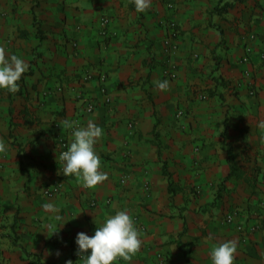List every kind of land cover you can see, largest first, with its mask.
<instances>
[{
	"label": "crops",
	"instance_id": "obj_1",
	"mask_svg": "<svg viewBox=\"0 0 264 264\" xmlns=\"http://www.w3.org/2000/svg\"><path fill=\"white\" fill-rule=\"evenodd\" d=\"M0 47L29 65L16 93L0 90L2 264H77V233L121 209L143 243L112 264H212L226 239L234 264H264V0H152L144 13L134 0H0ZM90 119L108 174L95 188L58 158L64 121ZM228 149L249 179L259 168L254 185L224 181ZM48 202L69 219L59 229Z\"/></svg>",
	"mask_w": 264,
	"mask_h": 264
},
{
	"label": "clouds",
	"instance_id": "obj_2",
	"mask_svg": "<svg viewBox=\"0 0 264 264\" xmlns=\"http://www.w3.org/2000/svg\"><path fill=\"white\" fill-rule=\"evenodd\" d=\"M151 4L152 0H134L135 10L139 13H144ZM28 69V63L21 56L8 54L3 47H0V90L16 93L20 87L18 82ZM156 87L160 91H167L170 85L167 80H162L157 81ZM64 125L72 129V140L67 150L59 153L58 158L63 162L62 173L65 176L74 175L80 178L86 187H97L108 178L95 150V146L104 136L103 129L91 119L84 126L73 127V122L70 120H65ZM7 150L5 141L0 139V153ZM43 207L60 222L58 229L69 220L58 214L59 210L52 202L45 203ZM56 232L58 231L53 233ZM75 243L77 254L83 264H112L118 258L131 260L132 256L141 249L143 241L131 214L126 209H121L104 219L91 236L78 232ZM236 251V241L226 239L213 247L210 253L211 262L234 264Z\"/></svg>",
	"mask_w": 264,
	"mask_h": 264
},
{
	"label": "built area",
	"instance_id": "obj_3",
	"mask_svg": "<svg viewBox=\"0 0 264 264\" xmlns=\"http://www.w3.org/2000/svg\"><path fill=\"white\" fill-rule=\"evenodd\" d=\"M106 21L104 20L103 21V25H105ZM168 44V42L166 41V45ZM260 58L261 60L264 61V51H261L260 53ZM243 61H247V58L245 57L243 59ZM100 82H104L105 81V78L104 76H101L99 78ZM205 98V97H203ZM92 111V106L89 105L88 108H87V112H91ZM177 116H181V113L179 112L177 114ZM58 143H59V153L62 152V151H65L67 150V146L71 143L69 142L67 139L63 138V139H59L58 140ZM62 162V161H61ZM261 174L264 175V172H261ZM60 192V187L58 185V182H49L46 186L42 187V193L43 195L47 196V197H52L54 195H57L58 193ZM237 213H238V210L232 212V213H229V214H226L223 218V221L226 222V223H232L236 216H237ZM238 231H242V227L241 226H238ZM74 261L77 263V264H83L82 262V259L79 257V255L77 254V245L74 241ZM0 264H2V261H1V257H0Z\"/></svg>",
	"mask_w": 264,
	"mask_h": 264
},
{
	"label": "trees",
	"instance_id": "obj_4",
	"mask_svg": "<svg viewBox=\"0 0 264 264\" xmlns=\"http://www.w3.org/2000/svg\"><path fill=\"white\" fill-rule=\"evenodd\" d=\"M239 1H243V0H239ZM231 7V5H226V8H229ZM218 12H221V9H217ZM226 11V10H224ZM208 96H213L214 95V92L213 91H210L207 93ZM228 153H229V156H228V164H229V167H230V171L227 175V177L224 179V181H227L228 179L230 178H235V179H244L245 181H247L248 183L254 185L255 183V180H256V175L258 174L259 172V168H254L253 169V178L252 179H249L248 176H246V173L244 171H242L239 166L236 164L235 162V156L231 153V150L228 149ZM27 255H30V254H27ZM28 264H42L39 260V257L36 256V255H33L32 257V260L28 262Z\"/></svg>",
	"mask_w": 264,
	"mask_h": 264
}]
</instances>
